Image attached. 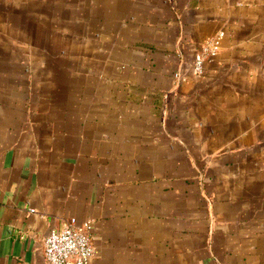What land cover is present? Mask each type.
I'll list each match as a JSON object with an SVG mask.
<instances>
[{
    "label": "crops",
    "instance_id": "1",
    "mask_svg": "<svg viewBox=\"0 0 264 264\" xmlns=\"http://www.w3.org/2000/svg\"><path fill=\"white\" fill-rule=\"evenodd\" d=\"M70 219L89 264H264V0H0V264Z\"/></svg>",
    "mask_w": 264,
    "mask_h": 264
},
{
    "label": "built area",
    "instance_id": "2",
    "mask_svg": "<svg viewBox=\"0 0 264 264\" xmlns=\"http://www.w3.org/2000/svg\"><path fill=\"white\" fill-rule=\"evenodd\" d=\"M223 37L220 33L216 39L207 42L194 54L191 72L197 77L204 74L207 60L218 54V45ZM175 79L179 74L174 75ZM91 225L85 222L76 226L75 220H68L60 230H51L43 242V256L46 264H89L95 254L91 243Z\"/></svg>",
    "mask_w": 264,
    "mask_h": 264
}]
</instances>
